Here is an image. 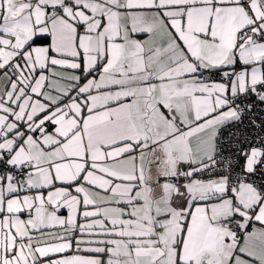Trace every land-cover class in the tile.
I'll return each mask as SVG.
<instances>
[{"label":"snow or ice","instance_id":"obj_1","mask_svg":"<svg viewBox=\"0 0 264 264\" xmlns=\"http://www.w3.org/2000/svg\"><path fill=\"white\" fill-rule=\"evenodd\" d=\"M0 264H264V0H0Z\"/></svg>","mask_w":264,"mask_h":264}]
</instances>
